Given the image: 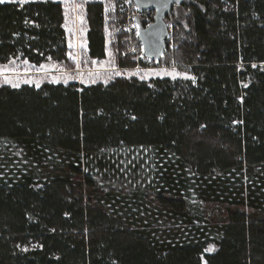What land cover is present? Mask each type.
<instances>
[{
	"label": "trees",
	"instance_id": "obj_1",
	"mask_svg": "<svg viewBox=\"0 0 264 264\" xmlns=\"http://www.w3.org/2000/svg\"><path fill=\"white\" fill-rule=\"evenodd\" d=\"M104 9L85 4L91 60ZM64 23L58 1L0 3V65L68 64ZM166 24L157 60L195 83L0 86V264H264V0Z\"/></svg>",
	"mask_w": 264,
	"mask_h": 264
},
{
	"label": "rangeland",
	"instance_id": "obj_2",
	"mask_svg": "<svg viewBox=\"0 0 264 264\" xmlns=\"http://www.w3.org/2000/svg\"><path fill=\"white\" fill-rule=\"evenodd\" d=\"M31 1L45 0H30V2ZM52 1H58L63 5L65 11L64 28L66 31L69 49L68 52L72 53V55L77 59L73 60L72 56H69L68 53V57L70 58L68 64L49 62L48 64H45V67L43 68L41 66H33L28 62L25 63V61L22 62L13 60L14 63L5 64L8 65V70L0 72V86L13 88L10 84L4 83L5 76L15 82H18L19 87L23 85L36 87L37 81L39 82L40 86L44 83L67 84L70 82H76L81 86H89L97 83L105 84L106 79L108 82V80H111L115 77L128 79L134 78L136 80H147L155 77L172 78L171 76L166 75L165 71L171 72L173 69H175V71L179 73H187L186 71H183V69H179L175 64L170 66L164 62L162 63L158 60L151 61L146 58L143 61H140V63L136 64L135 61L129 59L131 56L125 54L127 47L126 44L123 43L125 34L120 31L119 24L117 25V18L111 0H102L104 3V8H108V11H105L104 26L106 58L100 61L89 59L87 55L88 26L85 12V4L87 0ZM5 2H18V0H5ZM80 5H82V8L79 7ZM81 16H83L84 23H81ZM170 20H173V17L167 20V24L168 22L170 24ZM69 29H71V31H69ZM170 33L171 29L168 28L169 37ZM70 43L72 45L71 47L69 46ZM167 43L168 42L166 41V45ZM82 44L86 46L81 47ZM109 52L112 54L111 57L108 55ZM92 61H96V63L93 64ZM102 62L104 63L103 67H101ZM122 65H126V67H122ZM139 65L141 67H139ZM97 72L101 74L102 78L97 79L95 83H92L89 78V73ZM116 72H119L120 75H116ZM108 77L111 78L108 79ZM54 78H56L59 82H53ZM177 78L184 79L183 76H178ZM25 80H29L31 82L24 83ZM82 80L83 83L81 82Z\"/></svg>",
	"mask_w": 264,
	"mask_h": 264
},
{
	"label": "water",
	"instance_id": "obj_3",
	"mask_svg": "<svg viewBox=\"0 0 264 264\" xmlns=\"http://www.w3.org/2000/svg\"><path fill=\"white\" fill-rule=\"evenodd\" d=\"M140 12H153V22L146 27H139L138 39L144 51V57L151 61L162 56L168 39L166 17L173 7L185 0H131Z\"/></svg>",
	"mask_w": 264,
	"mask_h": 264
},
{
	"label": "built area",
	"instance_id": "obj_4",
	"mask_svg": "<svg viewBox=\"0 0 264 264\" xmlns=\"http://www.w3.org/2000/svg\"><path fill=\"white\" fill-rule=\"evenodd\" d=\"M115 3L121 17L120 19H122L119 28L125 34L123 39V43L127 47L125 54L130 55L129 59L135 61L136 64L140 63L145 57L143 47L138 39V30L142 26V21L146 18L147 12H140L131 0H115ZM168 38H170L169 34ZM139 67L141 66L139 65Z\"/></svg>",
	"mask_w": 264,
	"mask_h": 264
},
{
	"label": "snow or ice",
	"instance_id": "obj_5",
	"mask_svg": "<svg viewBox=\"0 0 264 264\" xmlns=\"http://www.w3.org/2000/svg\"><path fill=\"white\" fill-rule=\"evenodd\" d=\"M4 2H5V0H0V3H4ZM29 2H30V0H18V3L21 6H23L24 4L29 3ZM177 2H179V0H177ZM79 7L82 8V5H80ZM105 11L106 12L108 11V8L107 7L105 8ZM66 16H67V13H66ZM80 20H81V23H84L83 16L80 17ZM25 23H28V21H25ZM69 31H71V29H69ZM69 46L70 47L72 46L71 43L69 44ZM85 46L86 45H83V44L81 45V47H85ZM108 55L111 57L112 54L109 52ZM69 56H72L73 60H76L77 59L75 56L72 55V53H69ZM49 59H51V57H49ZM11 63H14V61L10 60L9 61V64H11ZM25 63H27V61H25ZM92 63L95 64L96 61H92ZM77 66H79V65H77ZM103 66H104V63L102 62L101 63V67H103ZM41 67L43 68L45 66L44 65H41ZM252 67H256V65H252ZM6 70H8V65L0 66V72L6 71ZM115 74L116 75H120L119 72H116ZM165 74L171 76L172 79H176L178 76H183L184 79H191L193 81V83H195V80H196V77L189 76L187 73H179V72H176L175 69H173L171 72L165 71ZM89 78H90V80H91L92 83H95L97 79H100L102 77H101V74L97 72V73H89ZM110 78L111 77H108V79H110ZM30 82L31 81H29V80H25L24 81V83H30ZM53 82H59V81L56 78H54ZM81 82L83 83V80ZM4 83L10 84L13 88L19 87V83L18 82H15V81L9 79L7 76H5ZM105 83H107V79L105 80ZM39 86H40V84L37 81L36 82V87H39ZM247 86H248L247 84L244 85V87H247ZM132 118L133 119H136V117H132ZM202 127H203V125H202ZM24 250L26 251L27 249H24ZM205 251H212V249L211 248H208Z\"/></svg>",
	"mask_w": 264,
	"mask_h": 264
}]
</instances>
